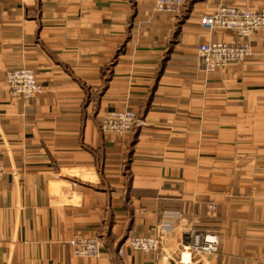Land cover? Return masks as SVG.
Wrapping results in <instances>:
<instances>
[{
  "label": "crops",
  "instance_id": "obj_1",
  "mask_svg": "<svg viewBox=\"0 0 264 264\" xmlns=\"http://www.w3.org/2000/svg\"><path fill=\"white\" fill-rule=\"evenodd\" d=\"M221 5L264 0H185L179 17L154 0H0V264H180L191 229L220 246L190 264H264V29L207 74L197 47L240 41L199 27ZM19 68L42 87L27 101L5 81ZM112 111L136 115L129 136L101 132ZM155 233L154 253L124 244ZM74 234L100 256L73 257Z\"/></svg>",
  "mask_w": 264,
  "mask_h": 264
},
{
  "label": "built area",
  "instance_id": "obj_2",
  "mask_svg": "<svg viewBox=\"0 0 264 264\" xmlns=\"http://www.w3.org/2000/svg\"><path fill=\"white\" fill-rule=\"evenodd\" d=\"M185 0H154L153 10L157 14L180 16ZM199 27L208 32L222 31L240 39L235 44L220 42L202 43L197 47L198 60L207 74H213L232 63L243 62L251 55L248 42L250 36L264 29V9L251 10L234 6H218L210 14L201 16ZM9 95L12 99L30 100L42 92L34 72L27 68L9 70L5 73ZM137 126L136 115L132 111L107 112L100 124L103 134L119 138L129 135ZM5 165L0 161V180L5 175ZM162 235L134 236L124 244L133 251L154 253L159 249ZM70 253L79 259H97L102 243L98 237L74 234L67 242ZM220 246L217 234L188 230L184 234V244L180 254V264H190L192 259L199 262L203 257L215 255ZM119 256L122 253L118 252Z\"/></svg>",
  "mask_w": 264,
  "mask_h": 264
},
{
  "label": "rangeland",
  "instance_id": "obj_3",
  "mask_svg": "<svg viewBox=\"0 0 264 264\" xmlns=\"http://www.w3.org/2000/svg\"><path fill=\"white\" fill-rule=\"evenodd\" d=\"M223 6H226V5H223ZM180 16H181V15H180ZM173 17H175V16H173ZM177 17H179V16H177ZM127 136H129V135H127ZM127 136H125V137H127ZM125 137H124V138H125Z\"/></svg>",
  "mask_w": 264,
  "mask_h": 264
}]
</instances>
